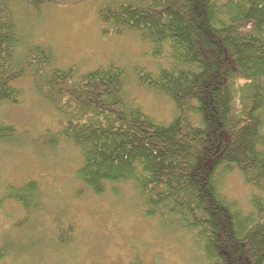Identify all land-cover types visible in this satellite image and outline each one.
I'll return each instance as SVG.
<instances>
[{"label":"trees","instance_id":"trees-1","mask_svg":"<svg viewBox=\"0 0 264 264\" xmlns=\"http://www.w3.org/2000/svg\"><path fill=\"white\" fill-rule=\"evenodd\" d=\"M96 12L102 35L136 33L151 57L166 63L138 78L173 104V117L160 123L130 105L119 65L79 75L75 67L52 68L43 45L19 52L21 39L0 0V144L17 133L2 110L20 101L16 83L28 75L64 117L43 145L61 139L77 148L75 176L91 193L129 184L145 216L184 235L204 264H264V0H112ZM232 171L257 192L248 210L220 192ZM5 199L37 210L38 183L9 186ZM7 253L1 246L0 262Z\"/></svg>","mask_w":264,"mask_h":264},{"label":"rangeland","instance_id":"rangeland-1","mask_svg":"<svg viewBox=\"0 0 264 264\" xmlns=\"http://www.w3.org/2000/svg\"><path fill=\"white\" fill-rule=\"evenodd\" d=\"M112 0H60L33 6L6 0L21 44L19 52L43 45L53 55L52 68L75 67L80 75L109 62L125 72L128 103L160 123L175 114L164 96L140 85L138 75L165 66L151 57L150 46L136 33L102 35L97 9ZM16 86L23 96L4 105V121L16 128L13 141L0 144V247L8 253L0 264H204L177 234L163 230L144 214L142 199L129 184L94 195L75 176L77 148L59 139L63 114L36 91L25 75ZM38 183L40 206L25 212L5 194L9 186ZM220 192L248 210L257 192L237 171L226 173ZM59 228V229H58ZM179 235V234H178ZM183 242L184 244L180 243Z\"/></svg>","mask_w":264,"mask_h":264}]
</instances>
